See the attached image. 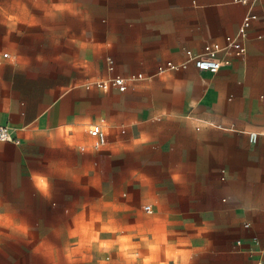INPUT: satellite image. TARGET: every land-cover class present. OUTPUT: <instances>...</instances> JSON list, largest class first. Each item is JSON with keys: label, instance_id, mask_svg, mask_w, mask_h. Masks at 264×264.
Wrapping results in <instances>:
<instances>
[{"label": "crops", "instance_id": "obj_1", "mask_svg": "<svg viewBox=\"0 0 264 264\" xmlns=\"http://www.w3.org/2000/svg\"><path fill=\"white\" fill-rule=\"evenodd\" d=\"M247 12L244 55L158 70L224 44ZM261 94L264 0H0L7 264H259ZM94 123L113 139L90 154Z\"/></svg>", "mask_w": 264, "mask_h": 264}, {"label": "built area", "instance_id": "obj_2", "mask_svg": "<svg viewBox=\"0 0 264 264\" xmlns=\"http://www.w3.org/2000/svg\"><path fill=\"white\" fill-rule=\"evenodd\" d=\"M236 2H253L255 0H234ZM256 17V14L253 12H247L240 23L238 32L236 35H227L225 37V43L221 44L219 42H208L203 46L202 53L194 54L191 50H187V59L182 63H175L173 61H166L163 64L158 66V70L162 71L166 68L178 69L186 66L187 62L191 61L194 66L200 70H210L216 71L221 66V60L218 57V52L221 50H233L234 54L237 56H242L246 52V43L245 39L247 36V28L250 25L252 19ZM261 37V35L259 36ZM108 68L113 69V61L108 59ZM143 76L142 73H134L128 77L114 75L110 77H99L92 82H89L87 86H97L100 88H108L110 86H116L119 90H126L130 86V82L134 81ZM260 97L264 99V94H261ZM88 133L92 137L91 151L101 148L102 146L111 143L113 136H111L108 130L99 123H94L88 128ZM257 134L251 132L249 134V139L255 141ZM0 140H9L17 141L13 136L11 129L6 124H0ZM144 210L150 211V205H144ZM248 226V224H245ZM259 264H264V251H262V256L259 260Z\"/></svg>", "mask_w": 264, "mask_h": 264}, {"label": "rangeland", "instance_id": "obj_3", "mask_svg": "<svg viewBox=\"0 0 264 264\" xmlns=\"http://www.w3.org/2000/svg\"><path fill=\"white\" fill-rule=\"evenodd\" d=\"M23 243V242H21ZM1 245H13L19 244L18 241L14 242L11 238H0ZM8 258L5 254L0 253V264H7Z\"/></svg>", "mask_w": 264, "mask_h": 264}]
</instances>
